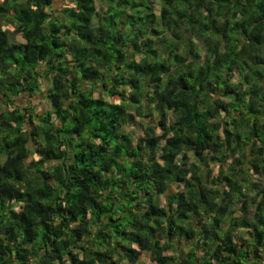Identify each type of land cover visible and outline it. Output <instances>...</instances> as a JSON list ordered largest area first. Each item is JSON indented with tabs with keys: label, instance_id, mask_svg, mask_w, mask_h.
Listing matches in <instances>:
<instances>
[{
	"label": "trees",
	"instance_id": "16d2710c",
	"mask_svg": "<svg viewBox=\"0 0 264 264\" xmlns=\"http://www.w3.org/2000/svg\"><path fill=\"white\" fill-rule=\"evenodd\" d=\"M55 2L0 0V264H264V0Z\"/></svg>",
	"mask_w": 264,
	"mask_h": 264
},
{
	"label": "rangeland",
	"instance_id": "374dc122",
	"mask_svg": "<svg viewBox=\"0 0 264 264\" xmlns=\"http://www.w3.org/2000/svg\"><path fill=\"white\" fill-rule=\"evenodd\" d=\"M74 3H75L74 0H56L55 10L62 11L66 7L73 6ZM157 8H159V5H156V9ZM12 41L17 42V43L23 42V40L19 34H14L12 36ZM46 88H47V83L44 82V84L42 86V90H45ZM17 101L21 105H24V104L32 101L37 106V112H39V113H41L47 109L46 103L43 101V98L39 95L35 96V98H33V99L29 98V97H20L17 99ZM130 113L133 114L134 117H132L130 123L126 126V130L129 133L133 134L135 136V138L140 137V136H144L143 132H144V129L146 126V122L152 124L151 119L147 118V120L144 121L143 119H140L139 117H137L133 111H131ZM155 118L157 120V115H155ZM157 134L158 135L161 134L160 129L157 130ZM188 158H189L187 161L188 165L193 164V163L198 164V161L196 160V158L194 157L193 154H189ZM209 164L210 165H209L208 169L214 170V174H217L218 168L216 167V165L211 163V162H209ZM255 182H259V181L256 179ZM178 189H179L178 187L173 188L174 191H176ZM253 194H255V193H253ZM161 203L165 204V200L162 199ZM252 207H253V205H252ZM252 211H253V208H252ZM187 252H188V247L186 245H179L177 250L168 251L165 253V255L166 256H171V255L183 256ZM123 264H129V262L123 261ZM137 264H155V263L152 261L150 255L148 253H144L143 258Z\"/></svg>",
	"mask_w": 264,
	"mask_h": 264
}]
</instances>
